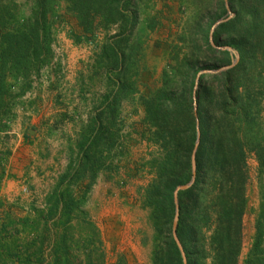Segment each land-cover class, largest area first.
<instances>
[{
  "label": "trees",
  "instance_id": "1",
  "mask_svg": "<svg viewBox=\"0 0 264 264\" xmlns=\"http://www.w3.org/2000/svg\"><path fill=\"white\" fill-rule=\"evenodd\" d=\"M28 1L29 15L19 11L15 0L0 7V142L10 131L17 102L54 60L60 7L76 19L82 31L69 35L76 44L98 30L116 26L118 31L105 39L97 55L105 63L108 90L81 128L76 151L46 196L44 208H35L19 220L20 231L32 237L30 242L16 251L15 242L0 241V264H106L101 232L84 205L100 174L112 171L123 152L125 101H136L143 108L139 137L155 148L136 165L137 172L148 171L153 176L141 198L153 229L152 264H184L172 236L174 191L192 177L196 76L201 70H215L232 61L230 52L214 48L209 41L213 24L227 15L224 0H178L187 16L165 52L159 85L137 99V57L160 23L156 16L142 14V0ZM229 4L235 16L218 27L214 43L232 47L240 60L228 71L200 78L196 182L178 196L177 236L187 264H240L252 154L258 162L260 206L255 238L244 263L264 264V127L260 123L264 0H229Z\"/></svg>",
  "mask_w": 264,
  "mask_h": 264
},
{
  "label": "rangeland",
  "instance_id": "2",
  "mask_svg": "<svg viewBox=\"0 0 264 264\" xmlns=\"http://www.w3.org/2000/svg\"><path fill=\"white\" fill-rule=\"evenodd\" d=\"M15 2L20 12L24 15L30 14V1L15 0ZM11 3L12 0H0V7ZM142 4V14L150 17L156 16L160 23L155 31L150 32L137 57L140 75L137 84L138 93L134 99H137L140 94L148 95L159 85L160 76L166 64L165 52L169 43L172 42L171 38L177 37L180 26L187 16L184 10L180 9L178 0H142ZM208 9L211 14L215 13L213 8L208 7ZM58 11V16L62 21L58 31L54 34V60L49 67L41 72V76L35 79L34 87L38 88L39 85H42L40 82L47 70L50 69L56 73L60 66V71L56 74L60 76L61 93L66 95L68 92L66 78L71 75V69H68L69 56L71 50L81 45L83 53H79V55L90 59L81 65L80 71H76L75 76L80 77L84 82L87 94H91L88 98L92 97V103L96 106L102 95L108 90L105 63L100 61L101 58L98 59L97 55L100 53L105 39L116 34L118 27L113 26L107 31L98 30L93 36H86L82 43L76 44L69 36L71 33L81 35L82 31L76 19L66 12L64 6L60 7ZM24 105H27V99L23 98L17 102L14 108L15 116ZM122 111L125 112L121 115L125 126L122 140L123 152L115 160L116 167L112 171L105 170L102 173L103 176H100V180L93 187L84 208L89 212L101 232L106 264H121L122 260L125 264H152L153 229L149 220V210L142 207L141 198L153 176L148 171L137 172L136 165L155 148L142 142L139 137V133L143 130L141 125L143 117L140 118V112L144 116L141 105L136 101H125ZM128 113L132 114L133 118L129 117ZM15 116L14 119H16ZM64 121L67 122H61L59 126L63 131L67 130L66 132H68L70 120L66 117ZM81 121L80 117L77 127L80 126ZM260 123L264 127V110ZM14 125V129H16L17 123ZM29 128L35 130L33 126ZM29 128L24 130V135L28 134ZM17 134L18 132L13 134L9 132L0 142V241L7 245H13L15 242L16 251H21L32 237L20 231L19 220L33 214L35 208H44L45 202L38 200L39 204L36 207H27L29 211L27 210L26 214L23 208L13 205L1 196L4 180L10 178L7 171L8 165L14 158L13 153L18 154L25 147L23 142L18 141ZM35 135V132L32 136L28 134V139L31 140ZM21 138L24 137L21 136ZM249 172L252 176H249L248 181L249 206L248 213L244 218V244L240 264H245L244 260L252 247L256 234V215L260 206V185L257 176H254L252 165L249 166ZM58 178L59 176H46L44 181L55 185ZM25 187H27L26 192H24ZM31 187L34 188V185L25 181L22 185V192L26 195L30 194Z\"/></svg>",
  "mask_w": 264,
  "mask_h": 264
},
{
  "label": "crops",
  "instance_id": "3",
  "mask_svg": "<svg viewBox=\"0 0 264 264\" xmlns=\"http://www.w3.org/2000/svg\"><path fill=\"white\" fill-rule=\"evenodd\" d=\"M80 49L81 45L77 46L71 50L69 56L68 69H71V75L66 78L67 94L61 93L60 76L56 74L61 67L58 66L56 73L50 69L47 70L41 79L42 85L38 88L34 87L24 97L27 99V105L18 110L16 119L12 120L13 124H10L9 132L12 134L18 132V141L23 142L25 147L20 150V153H13L14 158L8 165L7 171L10 178L4 180L1 196L13 205L23 208L26 214L29 211L28 208L39 204L38 200L45 202L46 196L54 186L45 182V177L61 176L65 172L73 151H76L75 145L81 128L86 125L99 105L98 103L94 106L93 98H88L91 94H87L84 82L80 77L75 76V72L80 71L81 65L90 59L80 56L79 53H83L82 49L79 51ZM124 113L122 111V114ZM128 116L133 118L130 113ZM66 117L70 120L68 132L63 131L59 126L61 122H67L64 121ZM80 117L82 121L77 127ZM142 117L143 113L140 112V118ZM15 123H17L16 129H14ZM32 126L35 128L36 135L30 140L24 135V130ZM21 136L24 138L22 139ZM248 164L254 167V176H257L258 162L253 154ZM100 176L103 174L101 173ZM249 176H252L250 172ZM25 181L34 185V188L31 187L32 192L27 195L22 192Z\"/></svg>",
  "mask_w": 264,
  "mask_h": 264
},
{
  "label": "water",
  "instance_id": "4",
  "mask_svg": "<svg viewBox=\"0 0 264 264\" xmlns=\"http://www.w3.org/2000/svg\"><path fill=\"white\" fill-rule=\"evenodd\" d=\"M224 3H225L227 15L225 17L217 20L213 24V26L211 27V30H210V34H209V41H210V44L214 48L230 52V54L232 55V61L229 65L223 66V67L215 69V70H201L200 72H198V74L196 76L195 87H194V91H193V98H194L195 117L197 120V140H196V144L194 146V150L192 153V177H191L190 182H188L187 184L178 186L174 191V201H175V206H176V212H175V217H174V221H173L172 236H173V238H174V240H175V242H176V244H177V246H178V248L182 254L184 264H187V259H186V255H185V252L183 250L182 244H181V242L177 236V227H178L179 215H180L178 196H179L180 192H183V191L190 189L196 182V174H197L196 154H197V151H198V148L200 145V138H201V133H200V129H199V119H198V114H197L198 105L196 102L197 91H198L199 84H200V78L202 75H205V74H220L222 72L228 71V70L234 68L240 60L239 53L236 50H234L232 47H230V46L217 47L214 43V34H215L216 30L218 29V27L224 23L229 22L235 16V14L233 13V11L230 8L229 0H224ZM28 134L32 136L34 134V131L29 130Z\"/></svg>",
  "mask_w": 264,
  "mask_h": 264
},
{
  "label": "built area",
  "instance_id": "5",
  "mask_svg": "<svg viewBox=\"0 0 264 264\" xmlns=\"http://www.w3.org/2000/svg\"><path fill=\"white\" fill-rule=\"evenodd\" d=\"M26 191H27V187L24 188V192H26Z\"/></svg>",
  "mask_w": 264,
  "mask_h": 264
}]
</instances>
